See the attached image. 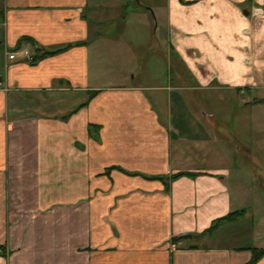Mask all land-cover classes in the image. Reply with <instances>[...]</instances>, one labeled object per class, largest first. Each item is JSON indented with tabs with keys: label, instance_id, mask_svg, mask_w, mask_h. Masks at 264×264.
Wrapping results in <instances>:
<instances>
[{
	"label": "crops",
	"instance_id": "0c3cea01",
	"mask_svg": "<svg viewBox=\"0 0 264 264\" xmlns=\"http://www.w3.org/2000/svg\"><path fill=\"white\" fill-rule=\"evenodd\" d=\"M2 1L0 264H246L264 247L234 243L247 209L231 170L176 156L190 137L171 119L174 87L224 86L264 104V0H139L144 31L149 14L153 45L161 31L186 87L102 73L118 36L100 15L129 0ZM18 44L36 57L65 47L29 61L9 57Z\"/></svg>",
	"mask_w": 264,
	"mask_h": 264
},
{
	"label": "rangeland",
	"instance_id": "374dc122",
	"mask_svg": "<svg viewBox=\"0 0 264 264\" xmlns=\"http://www.w3.org/2000/svg\"><path fill=\"white\" fill-rule=\"evenodd\" d=\"M3 5L0 0V37ZM117 10L122 13L113 19H104L100 15V28L105 31L109 26L107 32L118 36L115 38L117 52L113 54L110 48L104 47L99 58L103 74L111 67L110 74L105 75L107 80L114 81V76L122 79V69L126 68L130 70V80L133 81L186 87L187 80L178 79L176 64L171 55L166 54L168 49L161 31L162 50L153 45L154 21L149 14L151 29L144 31L139 13L145 11L144 5L139 0H129L126 7ZM122 38L129 43L128 48L121 47ZM2 57L0 48L1 61ZM187 83H191L190 80ZM173 92L176 105L171 119L175 130L180 131L183 137H190L188 143L175 144L174 154L182 155L186 161H193L196 165L225 166L231 170L233 195L241 198L247 209L244 218L234 224L233 230L241 233L234 243L264 245V104L252 108L253 94L224 86L174 87ZM256 114L260 116L257 128L253 117Z\"/></svg>",
	"mask_w": 264,
	"mask_h": 264
},
{
	"label": "trees",
	"instance_id": "16d2710c",
	"mask_svg": "<svg viewBox=\"0 0 264 264\" xmlns=\"http://www.w3.org/2000/svg\"><path fill=\"white\" fill-rule=\"evenodd\" d=\"M22 41L24 42V41H33V40H32L31 38L25 37V39L22 40ZM20 43H21V42H20ZM20 45H21V44H18V46H16V47H19ZM64 47H65V46H64ZM64 47L57 48V49H55V50H51V51H44L43 53L39 54L37 57H40V56L43 55V54L56 52V51H58V50H60V49H63ZM37 57L35 56V59H36ZM35 59H34V61H35ZM84 103H85V102H84ZM84 103H83V104H84ZM181 173H182V172H178V173L172 175V178L175 177V176H177V175H179V174H181ZM243 214H244V210H243V209H237V210L231 211V212H229L228 214L223 215V216L217 218V219L213 222V224H212L209 228H207V229L204 231V233H207V232H209V231L214 230L215 228H217V227H218L222 222H224V221H229V220H233V219H238V218L242 217ZM179 237L181 238L182 235H180ZM253 251H254V253H253L252 258H251L246 264H256V262L258 261V259L264 254V247H254V250H253Z\"/></svg>",
	"mask_w": 264,
	"mask_h": 264
},
{
	"label": "built area",
	"instance_id": "2783aa9c",
	"mask_svg": "<svg viewBox=\"0 0 264 264\" xmlns=\"http://www.w3.org/2000/svg\"><path fill=\"white\" fill-rule=\"evenodd\" d=\"M7 53L10 58L18 57V55H21L22 57L28 59L29 61H34L35 59V55L28 48H24V47L9 49Z\"/></svg>",
	"mask_w": 264,
	"mask_h": 264
},
{
	"label": "water",
	"instance_id": "95a60500",
	"mask_svg": "<svg viewBox=\"0 0 264 264\" xmlns=\"http://www.w3.org/2000/svg\"><path fill=\"white\" fill-rule=\"evenodd\" d=\"M186 235H188V236H191V234H190V233H188V234H186Z\"/></svg>",
	"mask_w": 264,
	"mask_h": 264
}]
</instances>
